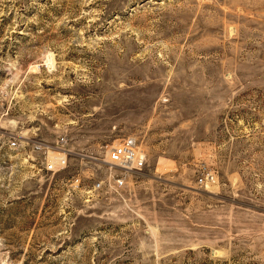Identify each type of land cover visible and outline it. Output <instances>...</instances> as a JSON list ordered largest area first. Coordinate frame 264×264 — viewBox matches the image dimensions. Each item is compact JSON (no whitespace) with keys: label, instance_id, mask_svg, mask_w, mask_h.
<instances>
[{"label":"rangeland","instance_id":"rangeland-1","mask_svg":"<svg viewBox=\"0 0 264 264\" xmlns=\"http://www.w3.org/2000/svg\"><path fill=\"white\" fill-rule=\"evenodd\" d=\"M0 264H264V0H0Z\"/></svg>","mask_w":264,"mask_h":264},{"label":"built area","instance_id":"built-area-1","mask_svg":"<svg viewBox=\"0 0 264 264\" xmlns=\"http://www.w3.org/2000/svg\"><path fill=\"white\" fill-rule=\"evenodd\" d=\"M68 138L65 135L59 136L55 141V145H47L42 143H33V152H45L43 158V167L49 172H59L65 169L68 165L69 157L76 154L69 147ZM12 145H15L12 142ZM50 150L57 152L55 155H50ZM95 161H99L96 158H92ZM105 159L103 163L109 165L110 168L114 170H121L119 174L109 175L113 181L115 187L120 188V186L126 183V174L129 172H138L141 170L144 164V155L138 148V144L135 138L127 136L118 140L117 143L105 147ZM208 177V174L203 178H199V182L202 183L204 179ZM101 182L96 183V187H100Z\"/></svg>","mask_w":264,"mask_h":264}]
</instances>
